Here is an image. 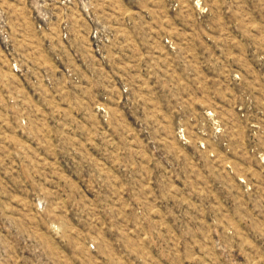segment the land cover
Returning <instances> with one entry per match:
<instances>
[{
    "label": "rangeland",
    "instance_id": "obj_1",
    "mask_svg": "<svg viewBox=\"0 0 264 264\" xmlns=\"http://www.w3.org/2000/svg\"><path fill=\"white\" fill-rule=\"evenodd\" d=\"M0 264H264V0H0Z\"/></svg>",
    "mask_w": 264,
    "mask_h": 264
}]
</instances>
